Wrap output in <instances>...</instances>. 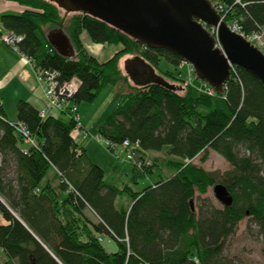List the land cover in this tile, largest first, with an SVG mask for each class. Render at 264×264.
I'll return each mask as SVG.
<instances>
[{
    "label": "trees",
    "instance_id": "1",
    "mask_svg": "<svg viewBox=\"0 0 264 264\" xmlns=\"http://www.w3.org/2000/svg\"><path fill=\"white\" fill-rule=\"evenodd\" d=\"M11 1L24 10L3 13L0 21L21 36L17 50L36 66L56 71L59 82L76 79L71 99L76 105L93 101L107 84L127 83L117 65L123 54L136 53L152 69L161 57L175 68L182 60L84 12L72 13L65 28L75 51L65 57L49 43L45 29L65 27L62 9L49 0ZM221 1L224 20L238 18L246 32L264 24V0ZM83 31L92 42L120 48L100 61L83 47ZM163 73L177 78L171 70ZM156 76L155 81L129 85L97 126L109 142L139 143L134 183L154 169L153 163L145 166L147 153H165L172 175L140 190L105 181L102 167L72 138V116L68 121L41 117L31 103L19 100L16 123L36 139L38 145L33 146L24 142L0 104V213L5 219L0 223V264H234L223 251L244 218L264 241L263 83L235 66L222 90L209 96L193 86L177 92L176 86ZM209 150L230 167L208 171L193 162L198 156L205 162ZM50 168L54 173L47 176ZM216 184L226 187L231 205L216 206L200 198ZM124 195L129 204L117 208L116 199ZM104 237L116 243L115 251L105 248Z\"/></svg>",
    "mask_w": 264,
    "mask_h": 264
},
{
    "label": "water",
    "instance_id": "2",
    "mask_svg": "<svg viewBox=\"0 0 264 264\" xmlns=\"http://www.w3.org/2000/svg\"><path fill=\"white\" fill-rule=\"evenodd\" d=\"M49 1L66 12L98 16L145 46L165 48L176 53L193 66L198 79L204 80L216 91H221L230 78L231 65L242 67L264 85V55L228 28L210 0ZM205 25L217 27V38L223 52L214 47L215 38ZM47 38L59 54L65 57L75 54L70 38L64 32H51ZM142 64L145 70L134 66V76L128 72L135 84L157 80L153 69ZM146 74V79L135 78ZM213 192L222 205H231L232 196L224 185L216 184Z\"/></svg>",
    "mask_w": 264,
    "mask_h": 264
},
{
    "label": "rangeland",
    "instance_id": "3",
    "mask_svg": "<svg viewBox=\"0 0 264 264\" xmlns=\"http://www.w3.org/2000/svg\"><path fill=\"white\" fill-rule=\"evenodd\" d=\"M61 15H64L65 27L61 30L54 27L53 25H47L45 28L47 32H55L60 30L66 34L65 28L70 23L72 12L65 13L61 10ZM80 38L85 50L100 61L106 60L120 48V45L116 44H100L92 42L90 41L88 34L84 31L82 32ZM136 55V53L123 54L118 58L117 61V65L119 66L121 73L127 77V83H121L116 86L107 84L97 94L93 101H81L79 104H77V109L79 107V113L77 111V116L80 123L82 124H79L77 136H72V138L85 149L87 148L84 145L87 142L90 143L88 148L90 154L92 157H94L95 161H98L104 165V178L108 183H113L119 187L125 185L126 183L130 185L132 189L140 190L153 182L159 181L161 177H168L172 175L173 171L165 165V153L162 151L147 153L145 161L148 163H153L154 169L152 172H149L146 175L138 176L137 183H134L132 180L134 162L126 159V151L122 148H119L115 153L107 151L108 149H106L107 147L104 142L106 139H104L99 134L97 129V126L105 120L114 105L118 102L120 93L128 91L129 85H134L136 83L135 80L130 78L128 71L125 69L126 65H130V63H128L129 61L139 64L144 63L143 61H139V59L136 58ZM27 60L29 61L28 58ZM167 70H171L178 79L176 77L174 78L165 76L163 72ZM153 71L166 82L176 86L177 92H181L186 87H188V85H185L184 83L185 78H188L190 74L189 67L187 65L183 67L178 66L175 68L164 57H161L158 62V67H154ZM12 110L15 115V107ZM65 113L67 114L56 113V115L62 117V119L65 120H69L70 117L73 116L69 114V112L65 111ZM7 116L9 118L11 117L10 114ZM10 119L13 118L11 117ZM82 125L85 128L82 127ZM193 162L198 166H202L208 171L223 172L230 167L227 161L221 155L212 150H209L208 159L205 162H201L199 160V156L196 157ZM53 173L54 169L50 168L48 170L47 176H51ZM57 181L58 178H55L54 184H56ZM196 196H199V194L196 193ZM205 197L208 198L214 205L222 206V204L216 199L212 187L208 188V191L205 195L200 196V198ZM128 204L129 197L127 195L119 196L116 199L117 208H120L121 205L127 206ZM197 205L198 199L195 201V206ZM85 212L90 218H92L94 221H97V217L91 212V210L87 209ZM247 225H250L249 230L246 228ZM103 244L110 252H113L117 249L116 243L113 240H108L106 237H104ZM223 254L226 258L232 260L234 264H264V241L261 237L256 235V226L250 222L248 218L242 219L238 223L235 232L228 237L225 243Z\"/></svg>",
    "mask_w": 264,
    "mask_h": 264
},
{
    "label": "built area",
    "instance_id": "4",
    "mask_svg": "<svg viewBox=\"0 0 264 264\" xmlns=\"http://www.w3.org/2000/svg\"><path fill=\"white\" fill-rule=\"evenodd\" d=\"M239 2V0H236ZM212 6L216 9L218 12L220 19L223 20L228 28L239 34L242 38H244L247 42H249L251 45L255 46L257 50L264 55V24L259 26L257 29L246 32L243 27L239 24L238 18L234 17L231 20H224V15L222 16L221 11L223 10V3L221 0H210ZM207 30L210 32L212 36L215 38V44L214 47H217L220 49L221 52H223L222 45L220 41L217 38V27L205 25ZM0 39L6 43L12 45L14 48L17 49L16 43L21 40V36L11 32L6 31L0 35ZM28 58V57H27ZM30 64L32 65L38 81H40L43 84V91L44 95L47 99V104L50 107L57 108L58 110L62 112H69V114L73 115L75 122L77 123L74 129L72 130V136L76 137L77 133L79 131L78 127L80 124L79 118L77 116V105L72 102V97L75 95L77 88H78V82L76 79H72L70 81L66 82H59L58 81V73L54 70L49 69H43L39 66H36L34 63V60L31 58H28ZM187 65L189 67V77L185 78L184 83L188 86H193L195 89H197L200 92H203L209 96L215 95L217 92L213 87H211L207 82L204 80L198 79L196 76L195 70L193 66L184 60H181L180 64L178 66L183 67ZM235 66L231 65L230 67V73L231 71H234ZM198 82L196 83V81ZM45 112L40 111V116L45 117ZM15 124L16 130L22 135L23 140L26 144H30L33 146H37L38 142L35 138H33L28 129L22 124V123H16ZM106 147H110L114 152H117L119 148H122L126 151V159L131 160L134 163H136V152L139 149V143L138 142H130L128 140H124L121 144H115L112 142H109L108 140H105ZM103 142V143H104ZM138 166L142 165L141 162H137ZM146 165H150V163L145 161Z\"/></svg>",
    "mask_w": 264,
    "mask_h": 264
},
{
    "label": "crops",
    "instance_id": "5",
    "mask_svg": "<svg viewBox=\"0 0 264 264\" xmlns=\"http://www.w3.org/2000/svg\"><path fill=\"white\" fill-rule=\"evenodd\" d=\"M23 10H24V6L20 5L15 1L0 0V16L3 13L17 14L22 12ZM6 31L7 30L3 27L0 21V35ZM51 32L52 31L50 32L48 31L46 34H49ZM19 100H25L31 103L39 111H44L46 116L50 115L62 119V117L56 115V113L65 114L56 108H52L48 106L46 98L44 96L43 84L40 81H38L36 73L30 62L27 60V57L22 53H20L16 48L4 43L0 39V104L3 107L6 116L10 114V116L13 118L10 119L11 117L9 118L7 116V119L10 122H16V104ZM14 107H15V115L12 110ZM78 113H79V107H78ZM82 127L84 126L82 125ZM89 144L90 143L87 142L84 145L87 148L85 150L92 161H94L95 163L97 162L98 165L100 164V166L104 170V176H105V169H104L105 167L104 165H102V163L95 161L94 157H92L88 149L90 146ZM109 184L117 186L113 183H109ZM4 222L5 219L0 213V223H4Z\"/></svg>",
    "mask_w": 264,
    "mask_h": 264
},
{
    "label": "flooded vegetation",
    "instance_id": "6",
    "mask_svg": "<svg viewBox=\"0 0 264 264\" xmlns=\"http://www.w3.org/2000/svg\"><path fill=\"white\" fill-rule=\"evenodd\" d=\"M128 63H130V65L128 64L127 66H126V70L129 72V73H131L133 76H134V65L138 68V70H145L146 69V67L144 66V64H139V63H134V62H132V61H130V62H128ZM145 67V68H144ZM146 77H147V74L146 75H143V76H140V75H138V76H136L135 78H136V80H142V79H146Z\"/></svg>",
    "mask_w": 264,
    "mask_h": 264
},
{
    "label": "bare ground",
    "instance_id": "7",
    "mask_svg": "<svg viewBox=\"0 0 264 264\" xmlns=\"http://www.w3.org/2000/svg\"><path fill=\"white\" fill-rule=\"evenodd\" d=\"M81 124V123H80Z\"/></svg>",
    "mask_w": 264,
    "mask_h": 264
}]
</instances>
